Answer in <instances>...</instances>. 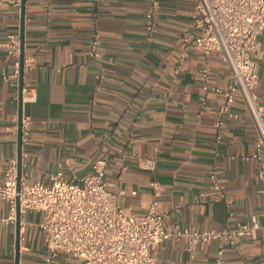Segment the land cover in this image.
<instances>
[{
  "label": "crops",
  "instance_id": "obj_1",
  "mask_svg": "<svg viewBox=\"0 0 264 264\" xmlns=\"http://www.w3.org/2000/svg\"><path fill=\"white\" fill-rule=\"evenodd\" d=\"M11 0L0 4V41L23 35V55L35 66L23 73L21 117L31 120L21 143V172L29 182H50L60 173L75 181L90 173L100 152L108 158L104 182L118 203L144 214L156 198L164 226L223 231L264 215V182L257 179L256 129L236 97L220 128L214 122L229 82L217 55L203 56L183 39L195 35L193 0ZM22 27V30H21ZM98 40L97 56L90 42ZM258 83L264 100V33L257 36ZM15 56L0 49V181L9 158L18 156V80L7 79ZM206 67V75L201 74ZM218 138V139H217ZM137 158L149 162L141 168ZM225 196L214 192L210 176ZM41 214L26 211L19 231L0 200V264H43ZM264 264V233L233 246L211 241L187 250L184 238H167L156 264ZM49 264H80L57 256Z\"/></svg>",
  "mask_w": 264,
  "mask_h": 264
},
{
  "label": "built area",
  "instance_id": "obj_2",
  "mask_svg": "<svg viewBox=\"0 0 264 264\" xmlns=\"http://www.w3.org/2000/svg\"><path fill=\"white\" fill-rule=\"evenodd\" d=\"M6 0H0V4ZM8 1V0H7ZM20 7V0L10 1ZM195 17L192 39H183L185 51L189 47L203 56L217 55L229 73L230 82L225 88H211L221 94L223 102L214 122L220 128L227 118H234L231 107L240 97L256 129L255 154L259 162L257 179L264 182V100L256 94L258 83V43L256 38L264 33V0H193ZM98 40L90 42V55L97 56ZM0 49L15 56L13 71L6 77L14 81L35 66L33 56H24L20 61L19 40L16 35L0 41ZM208 69L202 68L206 75ZM18 85V84H17ZM22 91L29 93L23 88ZM21 91V92H22ZM32 100V96L22 100ZM31 120L21 117V143L28 140ZM218 139V138H217ZM141 168L149 162L137 158ZM108 158L100 152L91 165L90 173L75 181H68L60 173L50 176L47 184L29 182L24 173L18 177L17 158H9L0 181V200L8 204L10 218L19 222L26 211L39 212V224L45 245L43 264H49L57 256L72 258L80 264H156L154 255L159 245L167 238L187 241V250L211 241L233 246L242 238H254L257 231L264 233V215L261 219L252 216L247 224L237 223L234 228L214 230L166 229V214L158 208L156 198L160 187L156 181L150 183L153 200L144 214L134 215L118 203V194L107 189L104 174ZM214 192L230 204L216 181L210 176ZM215 263H222V249H218Z\"/></svg>",
  "mask_w": 264,
  "mask_h": 264
},
{
  "label": "water",
  "instance_id": "obj_3",
  "mask_svg": "<svg viewBox=\"0 0 264 264\" xmlns=\"http://www.w3.org/2000/svg\"><path fill=\"white\" fill-rule=\"evenodd\" d=\"M23 17H24V0H21V26L23 24ZM22 30V27H21ZM19 49H20V61H22L23 58V35L22 31L20 32V41H19ZM22 71H20L19 74V80H18V90H19V117H18V136H17V142H18V156H17V163H18V177L21 172V138H20V122H21V101H22ZM19 214L17 213V219H16V229L17 232L19 231Z\"/></svg>",
  "mask_w": 264,
  "mask_h": 264
}]
</instances>
